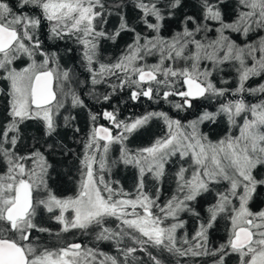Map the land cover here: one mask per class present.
I'll use <instances>...</instances> for the list:
<instances>
[{"label":"snow or ice","instance_id":"6c2138e0","mask_svg":"<svg viewBox=\"0 0 264 264\" xmlns=\"http://www.w3.org/2000/svg\"><path fill=\"white\" fill-rule=\"evenodd\" d=\"M185 2L15 0L13 5L12 0H0V82H6L0 87V264H164L165 253L207 256L213 264H227L232 256L236 264H264V208L253 211L251 207L264 187V178L256 175L264 169V99L256 103L245 99V95L264 96V82L246 87L252 78L264 76V0H235L231 20L225 18V0H196V13H181ZM129 6L139 14L134 23L128 19ZM112 16L119 22L109 29ZM173 20L177 27L164 35L167 22ZM45 23L48 39L71 40L80 48L88 80H79L73 67L60 63L57 52L45 49L39 37ZM140 25L146 31H138ZM125 32L132 33L131 42L115 60L102 61L103 42L116 43ZM233 34L243 39L238 42ZM24 57L27 63L17 68ZM147 57L158 60L148 64ZM225 66L235 72V88H228L229 80L223 77L221 86L213 80ZM89 81L88 94L108 103L124 87L131 89L132 101L160 99L161 90L168 89L162 99L180 97L181 102L173 104L179 111L192 108L198 99L229 94L233 98L187 123L162 111L121 120L118 109L100 113L89 109L78 191L59 198L48 186L53 166L47 153H69L64 151L66 145L48 141L61 127L73 136L80 133L74 112L87 104L77 88ZM105 84L111 90L97 93L96 86ZM221 115L230 130L239 128V134L230 131L213 141L200 125ZM101 118L110 127L98 124ZM238 118L243 122L238 123ZM154 119L164 122L165 135L149 146L129 150L125 144L129 137L147 129ZM33 130L36 135L30 134ZM114 144L120 145L118 160L108 158ZM176 155L190 163L178 169L176 191L161 204L160 188L150 194L145 179L150 174L161 181L169 158ZM118 163L138 169L131 193L113 187L119 181L105 180L103 173ZM222 182L227 187L216 191L215 202L202 217L194 202ZM42 211L60 226L55 234L41 226ZM181 213L198 222L190 239L178 235L185 226ZM107 218L115 219V228L106 226ZM220 219L228 221L227 240L210 247V233ZM93 228L99 229L97 241H114L116 255L61 239L73 230L87 234ZM34 233L54 235L56 246L42 242L39 235L34 238ZM153 249L159 252L153 254Z\"/></svg>","mask_w":264,"mask_h":264},{"label":"trees","instance_id":"16d2710c","mask_svg":"<svg viewBox=\"0 0 264 264\" xmlns=\"http://www.w3.org/2000/svg\"><path fill=\"white\" fill-rule=\"evenodd\" d=\"M112 0H108V3L111 4ZM13 5L15 4V0H12ZM235 8V0H225L224 12L225 18L227 20H231L233 18V10ZM181 13L189 12L196 13L197 12V4L196 0H186L185 6L180 10ZM127 15L130 23H134L137 20L138 13L135 12L131 6L127 9ZM119 22L118 17L112 16L109 19V23L107 27L109 29H113L115 25ZM168 27L164 31V35H170L171 31L177 27V21H169L167 22ZM138 31L144 32L146 31L142 25H140L137 29ZM264 34V33H262ZM211 36H215V32L213 31ZM39 37L44 44V47L48 51H55L58 53L60 57V63L65 67H73L75 69L77 78L81 81L88 80V73L83 68L80 63L81 60V50L77 45L71 40H51L48 39V29L47 24L45 23L42 26ZM233 38L240 42L243 38L237 34H233ZM255 38V37H253ZM132 33H122L118 38L116 43H112L111 41H105L107 43L106 47H104V51L101 54V60L104 62H109L115 60L121 53V51L126 47L128 43L131 42ZM71 48L72 51L68 52L67 49ZM27 60V57L22 58L20 61L22 64ZM158 60V57H147L146 63L154 64ZM21 65V64H20ZM19 65V66H20ZM16 65V67H19ZM182 66V65H181ZM223 77L224 79L229 80L227 85L228 88L232 89L236 87L235 80V72L225 66V69L222 73H216L213 76V80L217 83L218 86L219 81ZM264 82V76L252 78L249 82H247L246 87H256L260 83ZM111 83H115V81H111ZM6 82H0V87H5ZM92 89V85L90 81L86 84H81L77 88V91L80 92L82 99H84L87 104V108L83 110H75L74 114L78 116L77 124L80 127L81 131L78 135L73 136L71 131L65 130L63 127L59 130V134L54 136L48 143H52L53 140L58 143H62L66 145L64 151L69 153L68 155H61L59 150L54 152L59 153L57 156H53L52 153H47L48 162L53 167L49 169L50 178L48 180V186L57 197H68L76 194L77 185L79 182V157L82 156L84 147L83 140L86 138L89 129L90 122L88 120V110L91 109L93 112L100 113L103 110H113L118 109L119 119L124 120L129 117H135L139 115H143L145 112L151 111H162L167 113L173 119H179L183 122H188L191 120H195L205 109L209 111H216L219 107L220 103L225 102L227 99H232L233 97L229 94L226 97H218V98H209V99H198L193 101V107L185 109L183 111L177 110L173 107L174 103H180L181 99L178 96H172L169 98V102H166L162 99L163 91L168 89H162L160 99L148 100L147 98L141 97L137 101H132L130 99L131 89L128 87H124L123 89H117L116 92L112 96L111 103L97 101L88 93ZM96 92L100 94L107 93L111 89L107 84L96 86ZM245 99L249 103H256L258 99H264V96L253 97L249 95H245ZM98 124H107V121H104L101 118ZM200 128L203 130H207L209 132H214L213 139L218 140L221 137L229 134H234L236 132L235 127H232L231 130L227 123L225 117L218 116L215 122H205L200 125ZM157 130L156 136L153 131ZM167 130L164 129L163 121L159 119H154L147 129L135 133L129 137L128 141L125 142L127 148L129 150H135L137 148H142L149 146L157 137H162L165 135ZM31 135H36L37 132L33 130ZM115 134V130H114ZM154 136V137H153ZM152 137V138H151ZM214 140V141H215ZM117 144L112 145V147H116ZM45 147H47L45 145ZM111 147V149H112ZM117 148V147H116ZM180 157L178 155L172 156L169 158L167 164L165 165V176L159 182L155 181L153 177L148 174L145 179V184L147 190L150 194H155L156 188H160V200L159 202L163 204L167 199H169L173 193L176 191V181L175 176L178 169L183 164L185 167H188V163H179ZM187 160V158H185ZM190 162V161H189ZM122 167V171L118 174L114 172L113 174L107 175L103 174L105 180L107 181H119V184L113 183V187L123 188L125 192H133L135 190V186L138 178V169L131 165H124L123 163H118ZM98 167V166H97ZM264 171V170H263ZM262 171V172H263ZM106 172V171H105ZM259 170L256 175L258 178H264V174ZM190 175V171L187 173ZM119 176V178H118ZM227 187L226 182H222L221 184L215 186L213 191L210 193L203 194L198 198L196 202H194V206L197 211L201 213V208L208 206L215 201H212V197L216 194V191H223ZM260 195L252 202L251 207L253 211H258L261 208H264V187L259 189ZM44 194V193H42ZM205 205V206H204ZM207 214V213H206ZM205 213L201 214L202 217H206ZM181 218L185 221V226L182 230H178V235L180 237L187 236L189 239L192 235H194L198 222L195 217H192L188 213H181ZM108 224L106 226L115 228L116 221L114 218H107ZM39 221L41 226L48 227L52 230L53 234H55L59 230V225L54 221L48 218V214L46 212H41L39 216ZM228 223H226L227 225ZM226 225L217 224L215 229H213L209 236V244L210 247H218L221 243H223L224 239L222 238L226 232ZM99 231L98 228H93L87 234L80 233L76 230L71 231L70 233H65L62 235L61 239L63 241H68L71 238L80 237L84 239L86 245L89 247H96L98 251L106 252L110 255L117 254V248L115 247L114 241H97L95 239L96 233ZM36 235L41 237L42 242H48L51 246H56V240L53 237H49L47 233H34L33 236L35 238ZM223 235V236H222ZM130 244V241L128 242ZM153 254H157L159 252L158 249H153ZM136 255L140 256V258L144 261H147V256L143 253L137 252ZM164 264H211L206 257H197V258H189V257H173L170 254L165 253ZM213 262V261H212Z\"/></svg>","mask_w":264,"mask_h":264},{"label":"rangeland","instance_id":"374dc122","mask_svg":"<svg viewBox=\"0 0 264 264\" xmlns=\"http://www.w3.org/2000/svg\"><path fill=\"white\" fill-rule=\"evenodd\" d=\"M106 45H107V43H106V42H103V44H102V48H101V54L103 53V51H104V49H105L104 47H106ZM20 61H22V59L19 60V61L16 63L17 66H19V65L21 64V65H20L19 67H17V68L24 67L25 64L27 63V60H26L23 64H22ZM182 122H183V121H182ZM242 122H243L242 119H239V118H238V123H242ZM183 123H186V122H183ZM163 125H164V129L167 130V128H166L164 122H163ZM200 130L202 131L201 128H200ZM235 130H236V132H235L234 134L238 135V134H239V128H238V127H235ZM202 132L207 133V134L209 135V137H210L213 141L215 140V139H213L214 132H209V131H207V130H203ZM153 133H155L154 136H156L157 130L153 131ZM154 136H153V137H154ZM151 138H152V137H151ZM116 147H117V148H116ZM116 147H112V149H110V151H109L108 158H109L110 160H118V159H119V156H120V145L117 144ZM52 155H53V156H57V155H59V153H57V152H53ZM185 160H186V159H185ZM179 163H185V161H182L181 159H179ZM188 163H190V162L188 161ZM120 171H122V167H121V165L116 164L115 166H112V167H110L109 169H107L106 172H104L103 174L110 175V174H113L114 172H117V174H118ZM188 176H191V171H190V175H188ZM79 178H80V176H79ZM118 178H119V176H118ZM79 180H80V179H79ZM77 191H78V185H77ZM77 191H76V193H77ZM42 195H44V194H42ZM75 195H76V194H75ZM75 195H73V196H75ZM59 198H64V197H59Z\"/></svg>","mask_w":264,"mask_h":264},{"label":"flooded vegetation","instance_id":"af4514ba","mask_svg":"<svg viewBox=\"0 0 264 264\" xmlns=\"http://www.w3.org/2000/svg\"><path fill=\"white\" fill-rule=\"evenodd\" d=\"M105 126H109L110 127V125L108 124V122H107V124H104ZM261 170V172L264 170V169H260ZM263 174H264V171L262 172ZM213 199H212V201H215V194H214V196L212 197ZM205 206V205H204ZM206 208H207V206H205V207H203V208H201V214H206L207 212H206ZM207 215V214H206ZM219 223L220 224H223L224 226L226 225V223H228V221L227 220H225V219H220L219 220ZM218 223V224H219ZM214 229H215V227H214ZM227 232V231H226ZM227 233H225V235L222 237L223 239H224V241H223V243L227 240ZM83 238V237H82ZM81 238V236L80 237H75V238H71L70 240H68V241H66V242H75V243H81V244H83V245H86V243H85V241H84V239H82ZM88 246V245H87ZM206 257V259L211 263V264H213V260L210 258V257H207V256H205ZM227 264H236V257L235 256H232L230 259H228V261H227Z\"/></svg>","mask_w":264,"mask_h":264}]
</instances>
